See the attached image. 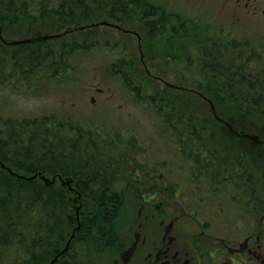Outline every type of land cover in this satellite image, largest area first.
<instances>
[{"label": "flooded vegetation", "instance_id": "1", "mask_svg": "<svg viewBox=\"0 0 264 264\" xmlns=\"http://www.w3.org/2000/svg\"><path fill=\"white\" fill-rule=\"evenodd\" d=\"M111 1L110 8L105 4L102 9H92L94 15L90 19L84 18L83 21L86 22L78 23L76 27L72 22V26L65 29L66 33L74 35L81 31L108 28L134 37L139 48L140 63L144 67L142 73L147 78L166 80L167 74L158 72V62L152 60L160 53L158 54V51L153 53L148 47H162L154 45L151 38L162 37L164 33L159 31L169 28L167 16L170 10L165 7L159 11V15H155L154 10L142 7L147 15L144 19L150 22L149 25L144 29L139 25L126 27L120 25L119 21H123L122 16H126L128 12L129 0ZM190 1L197 7L219 3L223 8H233L235 21L245 19L250 28L254 26V22L262 26L261 34L254 35L258 38L248 39L244 36H234L230 32L228 35L231 39L216 40L211 44H217L220 52L231 51L230 55H227L228 61L216 68V76L231 79L241 76L244 70H248L250 79L264 80V0ZM38 10L46 13L43 8H37L36 11ZM106 11L108 13H105ZM81 12L84 13V10ZM151 15L155 16L151 17ZM223 29L226 28H221L220 31L224 32ZM144 32H147V37L143 35ZM169 36L163 40L159 38V42L164 44L163 47L165 44H175L176 41H173L171 35ZM225 47L228 49L223 50ZM202 55L198 64L190 61L182 63L185 64L186 69L196 70L197 78L194 79H200L201 86L205 85L204 80L212 69L205 62L204 52ZM147 59L152 61V68L157 74L151 72L146 63ZM121 60L124 65L134 63V61L127 63L124 58ZM232 62L233 68L229 69V64ZM132 72L134 71L129 73L133 74ZM140 73L141 71L138 72ZM105 75L109 77L112 73ZM117 76H121L120 79L131 78L128 72H121ZM183 79L185 78L182 77ZM169 87L172 91L193 92L199 95L183 84L169 82ZM203 99L207 101L205 97ZM90 100L94 102L96 98L93 96ZM207 103L216 110V106H212L208 101ZM86 106L93 107L95 109L93 113L99 112L98 106L94 103ZM144 106L159 108L157 103ZM168 112L170 115V111ZM81 116L84 117L82 114ZM216 120L228 130L235 125L233 120H224L221 117ZM100 122L102 121L90 117L82 120L70 118L68 121L47 122V128L51 127L49 124L54 123V133L57 135L47 138L54 143L45 145L41 154L45 159L60 157L56 162L58 167L54 173L58 182L51 186L58 191L69 190L72 193L74 205L72 213L67 218L72 227L71 236L72 238L75 236L73 240L76 239L82 224L87 234L91 235L85 240H83L85 235L74 240L69 250L71 253L63 258L64 263H61L60 257L57 264L77 262L92 264L90 259L95 252L104 253L100 257L101 264H264V209L259 208V204L252 205L254 200L255 202L259 200V197L254 196L253 189L260 188L261 185L247 182L243 186L242 183H237L235 175H230L228 180H222L217 176L218 174L214 177L217 182L213 184L212 173L209 170L206 172L199 162H192V167H188L185 163L190 162L189 142L185 135H181V142L176 138L177 153L181 158L178 165L181 168L174 169L172 146H169L167 151L170 156L163 160L162 154L155 155L158 144L154 136L143 139L133 133L130 134L127 128L114 127L110 130ZM164 122L174 127L171 121L166 119ZM162 124L164 125L163 122ZM169 131L172 133V129ZM174 137L169 136V141L173 142ZM61 159H64L68 165L69 173L65 177L62 176L66 170L60 165ZM185 167L188 173L192 172V175L189 174L193 177L191 181L198 178L200 183L188 184L184 180L182 183L176 182L175 172L182 171ZM227 185L243 189L246 194L240 197L232 196L230 201L240 206L228 207L226 211L222 201H213L215 196L210 190L213 189L216 195H221L222 187L226 188ZM127 191L137 193L134 200L125 201L126 195L124 196L123 192L127 193ZM88 192L96 193L100 198L99 201H89L84 198L83 195ZM196 193L202 194L203 197H199L197 201L181 199L184 195L194 197ZM260 197L264 201V185ZM212 205L216 208L211 209ZM234 210L240 211L239 219L244 222V231L230 225L233 222L228 219V214ZM93 225H97L94 227V233L90 228ZM64 244L66 245L67 241ZM54 248L53 252L59 255L62 250L60 242ZM40 251L44 263L48 252L45 241L40 244ZM11 264L15 263L11 262Z\"/></svg>", "mask_w": 264, "mask_h": 264}, {"label": "rangeland", "instance_id": "2", "mask_svg": "<svg viewBox=\"0 0 264 264\" xmlns=\"http://www.w3.org/2000/svg\"><path fill=\"white\" fill-rule=\"evenodd\" d=\"M49 1H52L54 4L60 1L66 2V5H68L69 8L71 7L72 9V7H74V12L76 14H79V11L75 8L77 7V5H75V3L73 2L75 0ZM105 2H107V0L103 1V3ZM88 3H91V0H88ZM32 4H34V2H32ZM128 5L129 9L126 13V16H122L123 21H119L121 22L120 25H125L126 27L130 25H139L144 29L149 25L150 22L144 19V17H147V15L145 14L146 11L143 9L144 7L148 8V10H154L153 14L155 15H159V11L164 9L165 7L170 10V12H168L170 16H167L169 28L165 29L164 31H159H162L161 33H164L162 37L159 36L158 38H151L153 39L152 41L154 45L157 44V46L162 47H148V49L152 52L154 51L155 53H157L158 51V54L160 53V55H156L158 58L153 57L152 60H157L158 72H164L165 75L167 74V82L177 85L183 84L191 91L193 90L200 92L201 88H203V90L206 88H204L205 85L201 86L199 84V81H196V79H194L197 78V75H195L197 73L196 70L190 68L186 69L185 64L182 63L190 61L194 64H198L197 62L200 61L201 57L203 56L202 52L207 54L208 52H210V50H208V46H210L211 42H214L216 40L223 41L231 39L228 35L230 34V32L234 36H244V38L250 39L253 37L258 38L259 34H261V32L263 31V28L259 23L254 22V26L250 28L248 21L245 19L235 21V17H233V8H223V6L219 3H210L203 7H197L193 5L190 0H134V2L133 0H129ZM107 7H112V4H108ZM91 8L96 10L94 6H91ZM135 8L139 9L135 11ZM36 10L37 9H33L32 13H41L39 12V10ZM89 10V15L85 14L83 16V19H90L94 15L91 13L90 8ZM105 13L108 12L106 11ZM155 15H151V17ZM80 16L81 15L79 14L78 17ZM44 17L49 21V23H52L48 15ZM53 20L57 22L56 16H53ZM84 22L86 21L84 20ZM221 28L226 29H223L222 31H225L221 32ZM65 29L66 26L63 28L48 30L45 33L41 34L49 36L52 34L62 33ZM245 31L247 32L245 33ZM257 33L258 36H254ZM5 35L7 36V39L3 36V39L5 41L13 40V38H9L11 36L7 34ZM143 35L147 37V32H144ZM169 35H171L173 41L176 42L175 44H165V47H163L164 44L159 42V38L161 37L160 39L163 40V38ZM66 39L68 41H71L70 43H67V46L76 45V47L82 48L75 51L74 53L72 64L75 66V69L72 70V75L69 77L70 79L64 80L63 83L59 85H56L58 80L56 82H52L53 87L47 90H42L39 92L30 90L26 93L24 92L26 89V85H24V81H21L20 76H18L19 79L18 83H16V87L11 85V81H3L0 78L1 110L6 114L11 113L12 115H17L16 117L18 118L29 116L43 118L46 116H59L62 120L68 121L70 120V118L82 120L90 117L91 119L101 120L102 122L100 123L106 125L110 130H113L114 127L119 129L127 128L130 131V134L133 133L143 139H148V137L154 136L158 144L155 155L159 156L160 154H162L163 160H165V157L167 158L168 156H170L167 151H169V146H172V159L175 161L174 169L181 168V166L178 165V162L181 160V158L177 153V137L175 138L174 136H176L177 133L178 136H180V133L185 132V130L178 120H174L175 115L173 114L175 112L178 113L179 111H171L167 107L161 108L160 105L157 109L144 106L146 104L153 103L149 99V97H151L149 93L153 94L151 98L157 100L168 99L175 101L177 99H181L182 101H184L185 99L189 101L190 99V101H192L191 109L193 111H197V113H193L192 116H196L197 114L199 116H202V118L204 116L205 118L209 119V105L204 102L201 97L192 92H185L183 94L182 92H173L168 90L171 94L170 96H168L165 92L166 87L163 82L147 78L142 73L143 69L142 72L138 74L140 69H138L136 65L140 62V53L139 48L137 47L136 38L134 37L127 36L126 34H123L115 29L99 28L96 30L81 31L74 35H68L66 36ZM75 41H77L78 43H76ZM181 41L183 42L181 43ZM230 53L231 51H228L226 54L230 55ZM121 58L126 59L127 63H129V61H134V64H132L131 62L129 65H124ZM151 62L149 61V59L146 60L147 66L149 67L151 72L157 74V71L152 68ZM177 63L179 64L177 65ZM206 63L207 65H210L209 61H206ZM236 65H239L238 61L236 62ZM228 68H233V62L229 64ZM114 69L115 71H112ZM121 71L128 72L131 78L120 79L121 76H117L116 73ZM130 71H134L132 72L133 74H130ZM109 72H111L112 75H109V77H107L105 74H108ZM182 77H184L185 79L182 80ZM211 84L214 86L213 82ZM136 86L140 87L137 88ZM100 90L102 92H98ZM143 90L146 91V95ZM93 96L96 98V101L94 102L90 100ZM145 99H147V101H145ZM159 102L164 105V101ZM92 103L98 106V108H96L99 110V112L93 113L95 109L93 107H89L90 105L86 106V104ZM223 105L234 106L233 103H224ZM183 108H186V105ZM167 110L172 112V114H170L169 116V121L172 122L174 127L164 122L166 120V117L169 115V112ZM81 111L83 113H81ZM81 114L84 117H82ZM162 122L164 123V125L162 124ZM41 124L43 128L42 131L46 133L47 123L41 122ZM23 127L28 132L29 122L25 123ZM62 128L68 129V127ZM170 129H172V133L169 131ZM171 135L174 137L173 142L169 141L168 139V137ZM43 139L44 137H40L39 142H42ZM199 145L200 143L196 144V150L199 149ZM26 147L28 148V146ZM41 150H43V147H41ZM8 154L9 155L5 156L8 163L3 162L5 163L3 165L11 167L10 162L15 161L16 158H14L15 154ZM33 157H35L36 160H39V163H41L43 166L49 162V159H43L40 154L38 155L39 158H37L36 153L33 154ZM185 163L188 165V167L193 166L192 160ZM203 164L204 162H202V165ZM222 164L223 162H221L220 164L216 163L215 166L210 168L212 174H218L217 176H220L221 179L228 174L225 171L227 167L222 166ZM60 165L65 170H68L67 163L64 162L63 159H61ZM0 169L6 171L5 169L1 168V166ZM189 174L192 175V172L189 171L188 173L187 167H185L182 171L177 170L175 172L174 178L176 182L180 183H182V180H184L188 184L200 183L198 181V178H194V181H191L193 177H191V175ZM250 177L252 178V176ZM254 178L256 177L254 176ZM214 181L215 179H213V182ZM243 186H245L244 183ZM262 186L263 184H261L260 188H255L258 190L257 193L253 192L255 197H260ZM210 191L211 194H214L215 196L213 201H222L223 207L226 209V211L228 207L233 208L240 206V204L230 201V198L232 196L240 197L241 195L244 196L246 194H244L243 189L235 188L234 186L230 185H227L226 188L222 187L221 195H216L213 189H211ZM123 193L124 196L126 195L125 201L134 200L137 194L136 192L131 191ZM199 197H203L202 194L196 193L194 197L184 195L181 197V199L197 201ZM255 204H259V208L262 207L264 209V201L257 200V202H255L254 200L252 205ZM73 205L74 203L70 204V207L67 206V208H65L64 210L62 221L60 222V220H56V223L54 224V232L62 230L65 237L60 234H58V237L65 239V241H67L72 234V227L67 221L66 217L67 215L72 213ZM215 208L216 206L212 205L211 209ZM55 210L56 208H54V211ZM228 215V219L233 222L230 225H232L233 227L237 226L242 231L245 230L244 222L242 223V219H239L241 215L239 210H234L231 214ZM94 227H97V225H93L92 227H90L93 233L95 231ZM89 236L91 235H88L87 238ZM85 239L86 238H84L83 240ZM55 246L56 245L50 247L51 252L49 253V260L53 258V250L55 249ZM15 248L16 245L14 244H11V246L9 247H0V256L3 258L4 262H8L9 264L10 262H15L16 259H20L22 253L20 252V249L16 250ZM19 248H22V245ZM60 248H63V246H60ZM103 254L104 253L102 252L92 253L90 262L92 264H101L100 257ZM76 264L81 263L77 262Z\"/></svg>", "mask_w": 264, "mask_h": 264}, {"label": "trees", "instance_id": "3", "mask_svg": "<svg viewBox=\"0 0 264 264\" xmlns=\"http://www.w3.org/2000/svg\"><path fill=\"white\" fill-rule=\"evenodd\" d=\"M29 2L30 0H0L2 38L4 36L7 39L5 35L7 34L13 40H32L27 43L9 45L0 39V78L3 81H11V85L16 87L18 76H20L21 81H24L26 85L24 91L26 93L30 90L36 92L47 90L53 87L52 82L58 80L56 85H59L64 80L70 79L71 72L75 69L72 64L74 53L82 49L76 45L67 46V43L62 40L37 41V36L45 33L49 25L54 26L57 23L53 20V16H56L57 20L69 19L67 21L69 22L76 16L73 12L74 8L66 12L69 6L63 3L61 7L65 10L64 14L56 15L54 12L37 14L32 13L33 9L43 8L45 11L46 7H53L50 4L52 1L31 0ZM76 2L84 3L83 0ZM76 5L82 7L80 4ZM46 15L52 23L44 17ZM208 48L210 52L205 53V62L209 61L208 66L212 69L204 80L206 89L201 88V91L215 104L219 117L235 122L232 129L228 130L219 125L211 112L209 119L197 114L192 116L197 111L191 109L190 99L189 101L185 99L184 101L181 99L152 101L158 105H163L159 101H164V104L173 106L172 111H179L173 114L174 120H178L185 130L182 134L180 133V136L188 137L191 158L201 163L207 161L203 164L206 171L215 166V162H223L222 166L227 167L226 170L229 172L227 178L235 175L237 180L242 179V182L246 183L252 176L249 183L264 185V80L250 79L248 70H244L241 76L231 79L216 76V68L228 61L227 54L225 51L220 52L217 44H210ZM226 49L228 48H223V50ZM136 67L140 65L137 64ZM165 92L168 96L171 95L167 88ZM224 103H233L234 106L223 105ZM185 105L186 109L183 108ZM1 109L0 106V161L8 163L5 156L12 153L15 154L16 160L11 161L10 164L21 175L30 177L35 173L52 174L51 165L54 159L48 158L49 162L43 166L33 157L34 153L37 158L39 154L43 157L41 153L44 149L41 150V147L51 143L48 137L55 136L51 130L46 129V133L42 131L41 122L44 123L47 117L18 118L17 115L6 114ZM56 119L61 118L51 117L52 121ZM27 122H29L28 132L23 127ZM249 136H257L258 140L251 143L247 139ZM40 137H44L42 142H39ZM197 143H200L198 150L195 149ZM208 160L213 163L209 164ZM253 192L257 193L258 190L253 189ZM88 193L83 197L89 201H99L100 198L96 193ZM68 204H70L68 194L42 186L39 179H19L0 169V247H9L14 244L16 250L20 249L24 260L21 255L20 259H16L15 264H43L40 244L45 241L46 245L53 246L58 238L56 235L59 233L63 236L62 230L54 232V224L56 220L62 221L65 208L70 206ZM54 208H56L55 211ZM44 226L45 230H43ZM83 234L88 236L86 229L82 228L78 237ZM21 245L22 248H19ZM4 263L8 264L0 256V264Z\"/></svg>", "mask_w": 264, "mask_h": 264}, {"label": "bare ground", "instance_id": "4", "mask_svg": "<svg viewBox=\"0 0 264 264\" xmlns=\"http://www.w3.org/2000/svg\"><path fill=\"white\" fill-rule=\"evenodd\" d=\"M108 234V233H107Z\"/></svg>", "mask_w": 264, "mask_h": 264}]
</instances>
